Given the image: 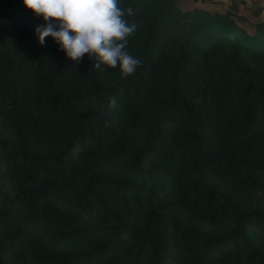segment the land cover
<instances>
[{
	"label": "trees",
	"instance_id": "trees-1",
	"mask_svg": "<svg viewBox=\"0 0 264 264\" xmlns=\"http://www.w3.org/2000/svg\"><path fill=\"white\" fill-rule=\"evenodd\" d=\"M121 3L128 79L41 46L43 19L0 0V264H264V33Z\"/></svg>",
	"mask_w": 264,
	"mask_h": 264
},
{
	"label": "clouds",
	"instance_id": "clouds-1",
	"mask_svg": "<svg viewBox=\"0 0 264 264\" xmlns=\"http://www.w3.org/2000/svg\"><path fill=\"white\" fill-rule=\"evenodd\" d=\"M26 10L43 24L35 28L38 43L46 38L59 46L65 58L79 63L87 54L94 70H118L122 79L134 76L142 61L129 50L138 25L130 21L137 14L121 0H23ZM117 106V98H110Z\"/></svg>",
	"mask_w": 264,
	"mask_h": 264
},
{
	"label": "rangeland",
	"instance_id": "rangeland-1",
	"mask_svg": "<svg viewBox=\"0 0 264 264\" xmlns=\"http://www.w3.org/2000/svg\"><path fill=\"white\" fill-rule=\"evenodd\" d=\"M180 6L188 3H206L208 9L229 11L234 15L240 27L254 34L255 31L264 33V0H177Z\"/></svg>",
	"mask_w": 264,
	"mask_h": 264
}]
</instances>
